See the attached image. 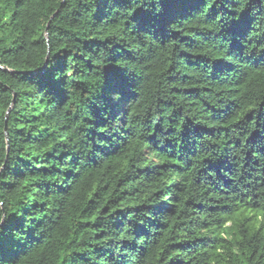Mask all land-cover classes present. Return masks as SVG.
Returning <instances> with one entry per match:
<instances>
[{"label": "trees", "instance_id": "16d2710c", "mask_svg": "<svg viewBox=\"0 0 264 264\" xmlns=\"http://www.w3.org/2000/svg\"><path fill=\"white\" fill-rule=\"evenodd\" d=\"M0 264H264V0H0Z\"/></svg>", "mask_w": 264, "mask_h": 264}]
</instances>
